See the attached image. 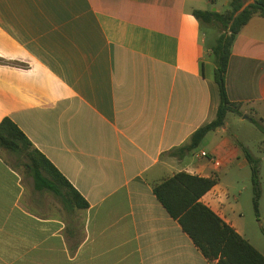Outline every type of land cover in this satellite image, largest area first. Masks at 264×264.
<instances>
[{
    "label": "crops",
    "instance_id": "1",
    "mask_svg": "<svg viewBox=\"0 0 264 264\" xmlns=\"http://www.w3.org/2000/svg\"><path fill=\"white\" fill-rule=\"evenodd\" d=\"M230 1L0 0V123L11 120L88 204L65 208L0 151V264H216L153 188L179 172L249 167L243 140L227 136L232 113L200 142L211 136L209 150L184 149L219 106V34L192 13L222 14ZM230 53L228 99L240 120L264 122V18ZM226 195L218 177L201 202L257 249Z\"/></svg>",
    "mask_w": 264,
    "mask_h": 264
},
{
    "label": "trees",
    "instance_id": "2",
    "mask_svg": "<svg viewBox=\"0 0 264 264\" xmlns=\"http://www.w3.org/2000/svg\"><path fill=\"white\" fill-rule=\"evenodd\" d=\"M246 2H251L241 10ZM192 15L207 25L217 26L219 35L211 49L214 58V80L219 95V106L215 119L198 129L184 149H196L204 137L224 126L229 113L241 114L239 105L231 103L226 92V73L232 43L241 29L253 16L264 18V0H231L228 10L217 12L193 11ZM255 126L264 133V126ZM249 163L253 190V207L258 214L260 188L258 181L259 161L239 145ZM0 148L24 159L23 167L32 178L37 191H47L61 199L65 208L84 210L87 202L73 189L59 171L37 150L21 130L8 118L0 123ZM218 184V177L202 178L179 172L153 188L157 200L182 231L189 236L203 257L216 264H264V254L240 236L233 227L225 223L201 198Z\"/></svg>",
    "mask_w": 264,
    "mask_h": 264
},
{
    "label": "rangeland",
    "instance_id": "3",
    "mask_svg": "<svg viewBox=\"0 0 264 264\" xmlns=\"http://www.w3.org/2000/svg\"><path fill=\"white\" fill-rule=\"evenodd\" d=\"M247 3V2H246ZM214 9H211L213 11ZM207 28V31L214 32L215 36L219 34L220 30L217 26ZM242 114L233 113L227 117L228 123V134L227 136H238L243 140L245 148L250 152L252 157L259 161L258 166V181L260 188V199L258 206V214L255 213L253 207V190L251 181V170L250 167L244 170H223L222 173L218 174L220 178L221 188L227 191V198L231 204H235L237 201L239 224L245 232V236L250 242L264 254V133H262L254 124L256 122L264 126V122L258 118H254L248 114V119L240 120ZM211 136L204 140L200 144L199 149L195 152H199L201 149H210ZM8 155L10 161L17 165L19 169L23 170L24 159L14 158L6 150L1 149ZM236 168V167H235ZM25 175V174H24ZM23 175V176H24ZM24 180L26 182L31 179L25 175ZM241 216V218H240Z\"/></svg>",
    "mask_w": 264,
    "mask_h": 264
},
{
    "label": "built area",
    "instance_id": "4",
    "mask_svg": "<svg viewBox=\"0 0 264 264\" xmlns=\"http://www.w3.org/2000/svg\"><path fill=\"white\" fill-rule=\"evenodd\" d=\"M200 158L207 159L211 164H213L215 167L219 168L221 166V163L219 160H217L215 157L208 155L206 152L199 153Z\"/></svg>",
    "mask_w": 264,
    "mask_h": 264
},
{
    "label": "water",
    "instance_id": "5",
    "mask_svg": "<svg viewBox=\"0 0 264 264\" xmlns=\"http://www.w3.org/2000/svg\"><path fill=\"white\" fill-rule=\"evenodd\" d=\"M251 2H247L244 4L243 8L241 10H243L247 5H249Z\"/></svg>",
    "mask_w": 264,
    "mask_h": 264
}]
</instances>
